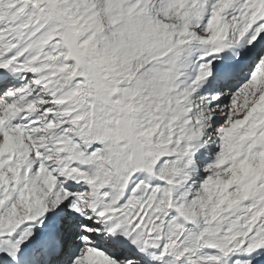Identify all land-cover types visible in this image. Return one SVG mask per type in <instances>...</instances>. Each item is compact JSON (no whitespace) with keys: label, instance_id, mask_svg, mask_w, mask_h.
<instances>
[{"label":"snow or ice","instance_id":"obj_1","mask_svg":"<svg viewBox=\"0 0 264 264\" xmlns=\"http://www.w3.org/2000/svg\"><path fill=\"white\" fill-rule=\"evenodd\" d=\"M0 264H264V0H0Z\"/></svg>","mask_w":264,"mask_h":264}]
</instances>
